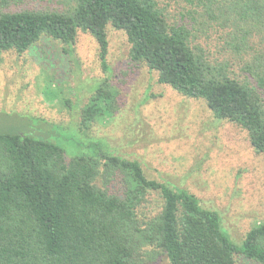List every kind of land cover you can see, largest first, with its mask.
I'll use <instances>...</instances> for the list:
<instances>
[{
    "label": "trees",
    "instance_id": "16d2710c",
    "mask_svg": "<svg viewBox=\"0 0 264 264\" xmlns=\"http://www.w3.org/2000/svg\"><path fill=\"white\" fill-rule=\"evenodd\" d=\"M18 1L0 0V62L44 36L71 49L80 31L96 40L109 74L110 26L125 33L132 63L156 72L159 84L203 99L215 119L244 129L253 150L264 153V0H210L215 11L198 0L203 13L189 12L176 25L164 0H54L45 9L18 8ZM205 29L218 32L219 60L194 44V31ZM116 96L103 79L81 109L76 127L89 149L78 157L41 133L0 134V264H150L155 253L168 264H235L237 256L264 264V223L237 245L216 210L148 178L137 160L88 135L112 116ZM151 195L161 207L148 215L142 208Z\"/></svg>",
    "mask_w": 264,
    "mask_h": 264
},
{
    "label": "rangeland",
    "instance_id": "374dc122",
    "mask_svg": "<svg viewBox=\"0 0 264 264\" xmlns=\"http://www.w3.org/2000/svg\"><path fill=\"white\" fill-rule=\"evenodd\" d=\"M53 1L17 4L45 9L54 6ZM197 1L164 0L160 6L166 9L169 24L176 25L186 22L189 12L203 13L198 10L201 5L195 6ZM207 1L206 8L215 11L214 3ZM206 31H194V44L203 46L209 59H217L218 32ZM106 39L109 74L102 71L96 40L80 31L71 49L44 36L22 54L3 53L0 134L37 137L41 133L70 158L86 153V138L76 125L81 109L107 78L117 93L114 111L93 123L88 135L137 160L148 178L183 188L203 208L216 210L231 240L241 244L252 227L264 223V153L253 150L244 129L215 119L203 99L185 97L159 84L156 72L132 63L123 31L108 26ZM160 207V198L151 195L142 211L152 215ZM154 257L150 264H168L165 256L155 253ZM235 264L250 263L237 256Z\"/></svg>",
    "mask_w": 264,
    "mask_h": 264
}]
</instances>
